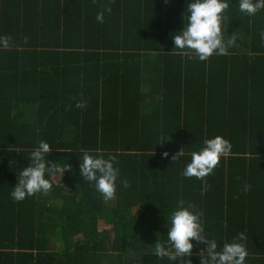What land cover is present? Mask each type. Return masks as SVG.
Wrapping results in <instances>:
<instances>
[{
  "label": "trees",
  "instance_id": "obj_1",
  "mask_svg": "<svg viewBox=\"0 0 264 264\" xmlns=\"http://www.w3.org/2000/svg\"><path fill=\"white\" fill-rule=\"evenodd\" d=\"M187 3L0 0L12 43L0 49V264H173L153 246L180 202L202 212L218 248L243 232L247 264H264V10L246 16L229 0L228 54L199 61L172 40ZM216 135L230 154L208 176L184 177L191 152ZM40 140L51 163L72 167L51 175L46 195L14 201ZM84 151L116 157L112 199L82 180Z\"/></svg>",
  "mask_w": 264,
  "mask_h": 264
},
{
  "label": "clouds",
  "instance_id": "obj_2",
  "mask_svg": "<svg viewBox=\"0 0 264 264\" xmlns=\"http://www.w3.org/2000/svg\"><path fill=\"white\" fill-rule=\"evenodd\" d=\"M228 8L229 0H188L183 13L182 31L172 37L174 49L188 51L199 61H207L213 55H227L232 42L225 40L222 21ZM261 10H264V0H238V11L243 15L253 16ZM105 12L110 13L111 9L105 8L97 13L98 23H103ZM260 38L264 40V32L260 33ZM11 46V38L0 35V49H8ZM82 106L77 104V107ZM51 148L48 142L40 140L38 146L31 151L28 164L19 171L17 182L10 192L14 201H23L37 193L46 195L52 188L51 175L57 172L63 174L71 169V164L67 162L51 163L48 160ZM231 149V143L223 136L216 135L204 140L198 151L191 152L190 162L185 165L182 175L197 179L208 176L221 158L230 154ZM163 155L167 157L168 153ZM182 155L181 150L173 160ZM77 159L82 180L93 184L105 200L112 199L117 191L119 179V168L115 166L116 157L112 154L105 157L84 151ZM121 183L126 186V182ZM201 217L202 212L195 210L191 205L185 207L183 202L178 203L169 217L167 239L164 242L158 239L153 246L154 255L167 257L173 264L184 257L188 259H183L182 264H192L190 257L193 255L200 257L199 264H247L248 252L243 243L245 234L238 233L232 242L223 243L218 248L216 239L205 231ZM194 242H203L206 247L193 253Z\"/></svg>",
  "mask_w": 264,
  "mask_h": 264
},
{
  "label": "rangeland",
  "instance_id": "obj_3",
  "mask_svg": "<svg viewBox=\"0 0 264 264\" xmlns=\"http://www.w3.org/2000/svg\"><path fill=\"white\" fill-rule=\"evenodd\" d=\"M53 179H54V181H56V183H57V182L59 181V179H61V176L55 174V175L53 176ZM99 229L102 231V230H107V229H109V227L106 226L105 224H103L102 222H100Z\"/></svg>",
  "mask_w": 264,
  "mask_h": 264
},
{
  "label": "crops",
  "instance_id": "obj_4",
  "mask_svg": "<svg viewBox=\"0 0 264 264\" xmlns=\"http://www.w3.org/2000/svg\"><path fill=\"white\" fill-rule=\"evenodd\" d=\"M53 181H54V179H53ZM55 183H56V181H54Z\"/></svg>",
  "mask_w": 264,
  "mask_h": 264
}]
</instances>
